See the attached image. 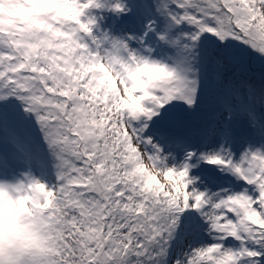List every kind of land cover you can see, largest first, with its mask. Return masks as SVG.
I'll use <instances>...</instances> for the list:
<instances>
[{"label":"snow or ice","instance_id":"snow-or-ice-1","mask_svg":"<svg viewBox=\"0 0 264 264\" xmlns=\"http://www.w3.org/2000/svg\"><path fill=\"white\" fill-rule=\"evenodd\" d=\"M0 264H264V0H0Z\"/></svg>","mask_w":264,"mask_h":264}]
</instances>
